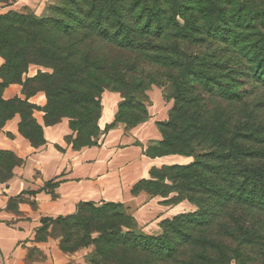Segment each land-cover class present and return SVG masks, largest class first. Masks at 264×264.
<instances>
[{"label":"trees","instance_id":"16d2710c","mask_svg":"<svg viewBox=\"0 0 264 264\" xmlns=\"http://www.w3.org/2000/svg\"><path fill=\"white\" fill-rule=\"evenodd\" d=\"M257 2L66 0L50 17L0 16V127L17 114L19 134L38 148L42 126L33 114L40 111L46 127L68 120L74 149L89 147L100 133L92 127L103 92L121 97L105 131L121 124V113L136 120L134 128L148 119L146 92L154 85L173 104L167 121L156 124L162 141L150 144L146 156L193 160L152 169L150 180L132 187L137 195L139 184L157 180L154 171L167 170L174 188L149 197L195 206L160 222V236L127 225L129 217L137 228L130 214L118 213L122 204L82 203L72 216L41 219L36 240L61 225L62 234L52 237L60 251L93 246L99 260L88 255L89 264H264V98L254 97L264 93V2ZM232 57L243 64L232 68ZM31 65L51 73L22 78ZM11 84L21 86L23 99H2ZM38 93L46 98L42 108L28 102ZM160 147L166 150L157 153ZM20 163L0 150V181ZM79 231L88 242L77 243Z\"/></svg>","mask_w":264,"mask_h":264},{"label":"crops","instance_id":"0c3cea01","mask_svg":"<svg viewBox=\"0 0 264 264\" xmlns=\"http://www.w3.org/2000/svg\"><path fill=\"white\" fill-rule=\"evenodd\" d=\"M45 1L17 0L12 5H0V15L24 7L40 10ZM1 97L5 101L24 98L18 84L4 88ZM120 101L118 93L102 94L99 136L94 145L77 150L72 147L68 121L46 127L40 111L33 114L42 126L44 144L38 148L19 134L17 114L0 127V150L13 153L21 161L9 180L0 181V264H89L91 247L63 253L52 237L36 240L41 219L72 216L82 203L122 204L130 209L140 231L151 238L160 236V222L194 210L187 201L165 205L162 201L167 199L131 193L135 183L151 179L152 169L184 165L182 161L191 158L146 156L150 144L162 141L156 124L165 118L158 121L150 117L130 129L115 124L105 131L114 123ZM28 102L42 108L45 98L39 93Z\"/></svg>","mask_w":264,"mask_h":264},{"label":"rangeland","instance_id":"374dc122","mask_svg":"<svg viewBox=\"0 0 264 264\" xmlns=\"http://www.w3.org/2000/svg\"><path fill=\"white\" fill-rule=\"evenodd\" d=\"M16 1L17 0H15L14 2H12V0H0V5H12ZM65 1L66 0H46L44 6H42V8L40 10H33V9L29 8V7H24V8H21V9L8 10V11H6L5 13H3L1 15H5L6 13L10 12V13H14V14L21 15V16H28V15L32 14L36 18H42V17H47V16L50 17V16H53L55 14L56 10L60 7V4L64 3ZM259 1H260V3L257 2L259 4H262V1L264 2V0H259ZM224 2L227 3V2H229V0H224ZM257 3H256V5H249V8H250L249 13L253 12L257 7L259 8L260 5H257ZM255 14L256 13H254V15ZM219 43L220 44H218V46H223L224 45L221 42H219ZM196 50H192V51H196ZM197 51L199 53H201L200 50H197ZM231 60H232V62H231L232 68H235L237 63H242L243 64V61H241V60H239V59H237L235 57H232ZM38 72L51 73L50 70L44 69L42 67L31 65V66L28 67L27 73L24 74L22 76V78H27V77L32 78V77L36 76ZM246 88H247V86H246ZM40 94H42L44 96V98H45L44 93H40ZM258 95L262 96L264 98V93L262 91L261 92L260 91H256L254 93V97H258ZM146 97H147V102H146L145 106H146V116H147V118H150V117L154 118L155 117L156 120H158V121L165 118L166 119L164 121V123H165L167 121V118H168V113H169V111H170V109L172 107V104H173V101L169 99L170 93L169 92L164 93L163 90L160 87H157V86L153 85L146 92ZM45 104H46V98H45ZM42 114H43V112H42ZM124 117H125V113H121L120 114V119L118 121L124 127L127 126L128 128H130V127L135 126L137 124L136 120H128V119L126 120ZM63 119H66V118H63ZM96 127H97V125L92 127L94 131H95ZM93 132H92V134H93ZM86 139H88V137H86ZM82 142H86V141H82ZM150 148H151V150L153 149L152 146ZM156 150H157V153H160V152L165 151L166 149L160 147V148H156ZM189 161L192 162L193 161L192 158L190 160L186 159V160L182 161V164L187 165V164L191 163ZM169 174L170 173L167 170L154 171L153 175L157 178V180L155 182L139 184L136 187V189H135V192H136L135 194H144L147 197H149L151 195H154V194H160V195L167 194V192H168V190L170 188L171 189L174 188L173 185H171V183L167 179ZM176 196L177 195L172 193V194L169 195V199H171V201H172L173 198L176 197ZM156 198L161 199L162 197L161 196H156ZM166 202H168V201L167 200L162 201V203H166ZM129 210H130L129 208H125L123 210H118V213H120V214L122 213V214L126 215V217H127L130 214ZM195 210H196V208L194 206V210L192 212H194ZM192 212H190V213H192ZM126 220H127L126 221L127 225L132 227L134 230H136V229L140 230L138 227L136 228L133 225L132 221L129 220V217ZM61 228H62L61 225H54L52 231L50 232L51 236L52 237H57V236L61 235L62 234ZM79 232L81 234H79V236H78L77 243L81 244V242H88V237H86L83 232H81V231H79ZM97 237L98 236L96 234L91 235V238L94 239V240H96ZM66 241H67L66 237H63L62 240H61L62 243H66ZM65 245L67 247H69L70 243H67ZM90 247L92 249V253L89 254L90 255L89 257L91 258V261L93 263L94 262L96 263L97 260H99L98 256H97V252L95 251V248L93 246H90ZM232 263L235 264L234 262H231L230 264H232Z\"/></svg>","mask_w":264,"mask_h":264}]
</instances>
